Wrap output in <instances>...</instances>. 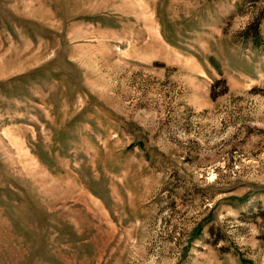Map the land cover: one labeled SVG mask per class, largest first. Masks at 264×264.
<instances>
[{
    "label": "rangeland",
    "instance_id": "374dc122",
    "mask_svg": "<svg viewBox=\"0 0 264 264\" xmlns=\"http://www.w3.org/2000/svg\"><path fill=\"white\" fill-rule=\"evenodd\" d=\"M0 264H264V0H0Z\"/></svg>",
    "mask_w": 264,
    "mask_h": 264
}]
</instances>
